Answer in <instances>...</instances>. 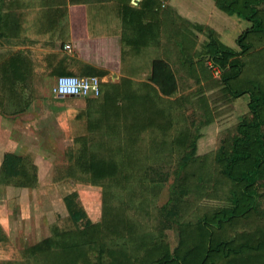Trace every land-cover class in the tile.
Returning <instances> with one entry per match:
<instances>
[{
    "label": "trees",
    "instance_id": "16d2710c",
    "mask_svg": "<svg viewBox=\"0 0 264 264\" xmlns=\"http://www.w3.org/2000/svg\"><path fill=\"white\" fill-rule=\"evenodd\" d=\"M117 1L121 3L124 23L134 33L129 43L137 49L147 45L149 38L158 34L166 0H136L138 8L130 4L131 0ZM225 1L217 0L222 10L250 25L236 37L237 50L211 40L207 46L208 62L220 72L217 88L221 95L248 98L250 117L236 127L239 134L232 140L224 171L241 183L240 190L249 203L239 212L229 210L223 215L222 211L212 220L179 223L178 243L174 247L168 245L165 231L172 227L177 215L178 201L184 193L181 185L186 178L185 167L197 151L191 136L193 120L184 112L181 98L162 96L145 82L135 88L131 80L122 78L119 83L101 86V101L86 98L80 115L85 116L89 133L79 138L80 147L66 168V175L87 174L92 185L102 188L101 220L93 222L77 192L68 191L62 196L67 212L65 225L56 227L52 236L23 249L25 257L32 258L35 264H264V222L258 219L264 211L260 209V193L250 189L264 180V88L259 87L260 83L257 89L236 88L244 73L243 55L252 46L247 35L264 34L260 16L264 13V0H246L242 8ZM185 58L182 63H187L188 68L198 64L190 54ZM200 60L204 62L205 58ZM26 65L18 55L1 62L0 74L9 83L6 90L10 99H19V92L27 89L26 85L15 84L17 78L23 77ZM246 82L254 85L251 79ZM177 105L181 121L172 134ZM1 107L0 103V112ZM92 110L99 116L92 118ZM146 140L148 148L143 152L140 149ZM36 171L26 157L6 152L0 166V182L34 188ZM170 182L168 200L155 207L156 199ZM119 193H127L126 199ZM156 209L157 225L144 230L141 219L150 217ZM243 223L251 229L238 232L235 228Z\"/></svg>",
    "mask_w": 264,
    "mask_h": 264
},
{
    "label": "crops",
    "instance_id": "0c3cea01",
    "mask_svg": "<svg viewBox=\"0 0 264 264\" xmlns=\"http://www.w3.org/2000/svg\"><path fill=\"white\" fill-rule=\"evenodd\" d=\"M231 1L236 4L239 1V6L242 8L246 0ZM120 4L117 0H84L73 3L69 0H0V71L1 62L10 55H18L27 64L24 66L23 77L15 80V84H23L27 87L23 92H19L17 100L9 98L6 90L9 83L2 80L0 74V103L2 105L0 166L6 152L26 157L31 164L36 166L38 187L42 180L43 170L45 172L47 170L44 167L52 165L51 161H46L45 157L39 154L40 148L44 149L39 144L44 140L59 143L64 136L72 139V130L76 127L83 129L85 126V131L81 129L80 135L74 138L76 141L89 133L87 120L84 115L80 114L86 107V98L94 97H62L55 95L52 89L51 93L45 94L41 90H43V82L47 79H52L55 84L59 75H94L100 78L101 86H103L107 83H119L122 78H126L132 81L135 88L145 82L158 90L155 84L157 67L164 66L168 70L169 66L172 70V66L175 65L171 59L172 54L180 56L178 59L180 69L188 68L187 63H182L184 61L182 56L185 58L189 55L187 45H189L190 24L210 28L212 37L224 44V39L232 40L233 38L232 31H228L231 23L235 27L234 30L236 29L234 41H230V44L236 45V49L235 47L230 48L234 50L238 48L236 37L250 25L249 21L232 16L221 7H217L216 2L204 0L201 6L198 0L199 11L201 7L205 13L202 16L198 13L191 17L192 19L180 14L176 6V9L172 7L174 12L162 8L159 26L160 29L165 30L164 35L169 36L163 37L164 35L160 33L161 39L163 38L160 40L154 34V38H149L147 45H141V48L137 49L129 43L134 39V33L124 23L120 13ZM130 4L138 8L136 0H131ZM165 4L174 6L172 0L163 2L162 7ZM261 14L262 23H264V13ZM177 16L185 19L188 25L176 23L180 21ZM229 18H233V21L231 22ZM260 35L264 39V34L251 33L247 35V41L253 45L254 39ZM205 46L206 48L199 52L200 55L194 56V60L198 61L199 69L202 68L201 58L204 57V62L208 63L209 49H207L208 45ZM224 46L228 47L225 44ZM246 56L247 53L243 55L245 60L243 72L247 68ZM1 86L4 87L1 88ZM159 94L162 93L159 92ZM67 100H79L85 105L79 111L66 110L61 105ZM92 113V118L99 116L95 110ZM29 138H32L30 142L37 146H31L30 153H23L22 146ZM7 186L5 191L9 192L14 189L16 193H28L30 189H35V187L21 188L10 184H6L5 187ZM4 224L1 221L0 244L8 245L6 241L1 240L2 235L4 240L8 239L5 238L8 235L6 230H10L9 226L5 227ZM13 230L11 228V231Z\"/></svg>",
    "mask_w": 264,
    "mask_h": 264
},
{
    "label": "rangeland",
    "instance_id": "374dc122",
    "mask_svg": "<svg viewBox=\"0 0 264 264\" xmlns=\"http://www.w3.org/2000/svg\"><path fill=\"white\" fill-rule=\"evenodd\" d=\"M183 1L172 0L174 6L165 4L162 8L174 12L172 7L175 8L176 6L180 14H184L189 18L198 15V13L201 16L205 13V10L201 7L199 11L197 7L198 0H185L184 5H182ZM210 1L216 2L217 7H220L218 5L220 2L218 3L217 0ZM203 2L204 0H201V2L199 0L201 6H203ZM225 3H231V0H226ZM239 5L238 1L234 7L241 8ZM232 16L238 17L237 15ZM177 18L181 22L176 23L188 25V22L184 21L185 19L182 17L177 16ZM232 19H230L231 22ZM196 26L195 24L189 25L190 37L188 38L189 45L187 47L189 54L193 56L200 55L199 52L203 51V48H206L205 45H208L211 40L216 41L212 37L210 28ZM234 28L230 23L228 31H232L233 38L232 40L224 39L223 43L229 48L235 47L236 49V45L230 44V41H234L236 34ZM164 31L159 26L158 39H163H161L160 33L164 35ZM168 36L167 34L163 37ZM261 37L260 35V37L254 39L251 49L246 52L247 68L236 86L237 89L239 87L257 89L258 83H260V88H264V39ZM224 44L219 43L220 46H224ZM179 58L178 54H172L173 64L178 65L177 67L173 65L172 70L169 66V71L164 66L157 67L156 82L154 81L158 91L162 93L161 95H166L172 99L181 98L184 112L189 115L190 120H193L191 136L197 143L195 157L185 167L186 178L181 185L184 193L178 201L177 215L173 218L172 227L165 231V240L171 247L178 243L179 223H195L200 218L212 220L214 216L221 215L222 211L224 212L223 215H226L229 210L239 212L249 203V200L244 197L240 190L241 183L234 181L224 171L226 168L225 162H227L225 159L231 156L232 140L239 134L236 127L242 120L250 117L247 108V95L237 98H233L228 94L221 95L220 90L217 88L219 75H215L210 69L209 62L200 61L201 69H199L198 64L193 65L192 68L189 66L188 69H180ZM246 79H251L254 85L252 86L250 83L248 86ZM53 84L52 79H47L43 82L41 92L51 93ZM172 91L174 93L169 94ZM50 105L52 104L50 103ZM84 105L85 103L79 100H67L62 102L61 106L66 110L79 111ZM173 112H175L176 126L171 129L170 133L172 134L175 133V129L181 121L178 105L174 107ZM261 115L264 118V112ZM81 129L80 127L73 128L72 139H67L68 136H64L59 143L44 140L39 144V146L44 147V149L40 148L39 154L44 156L46 161H51L52 165L44 167L47 170L46 172L43 170L42 180L34 190L30 189L28 193H16L13 189L8 192L5 191L8 186L5 187L6 185L0 182V185H3L0 186V223L3 221L4 226L8 225L10 229L6 230L8 235L5 237L9 239H7L9 242L6 239L4 240L3 235L1 236L2 242L6 241L5 243L8 245L0 244V264H35L32 258L24 256L22 250L52 236L56 227L59 228L65 225L67 212L62 196L68 191L75 190L77 192L81 205L93 222L101 220L102 188L92 185L88 181L87 174L77 173L75 177L66 175V168L72 162L80 146V141H76L74 138L80 135ZM84 129L85 126L82 130ZM250 133L253 135L254 131ZM31 140L32 138H29L23 144V153H30V147L37 146L32 144ZM148 143V140L143 142L140 150L144 152L148 148ZM251 145L253 144L251 143ZM28 159L31 161L30 156H28ZM170 184L171 182L164 187L156 199L155 207H161L168 200ZM250 189H255L256 193H260V209L264 211V180ZM119 194L126 199L127 193ZM139 213L142 214V212ZM157 216L156 209L152 210L150 217L141 219L144 230L150 231L157 225ZM258 219L264 222V215ZM11 228L14 230L11 231ZM235 229L238 232L249 231L251 227L247 223H243Z\"/></svg>",
    "mask_w": 264,
    "mask_h": 264
},
{
    "label": "built area",
    "instance_id": "2783aa9c",
    "mask_svg": "<svg viewBox=\"0 0 264 264\" xmlns=\"http://www.w3.org/2000/svg\"><path fill=\"white\" fill-rule=\"evenodd\" d=\"M215 75H220L218 69L209 63ZM52 92L62 97H98L101 93V80L99 77L77 76L73 74L59 75L56 78Z\"/></svg>",
    "mask_w": 264,
    "mask_h": 264
}]
</instances>
